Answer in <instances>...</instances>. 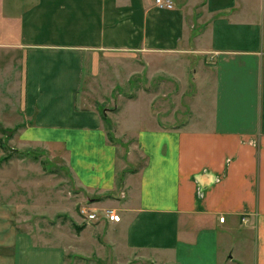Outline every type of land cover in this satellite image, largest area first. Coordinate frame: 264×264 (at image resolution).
Masks as SVG:
<instances>
[{"label":"crops","instance_id":"1","mask_svg":"<svg viewBox=\"0 0 264 264\" xmlns=\"http://www.w3.org/2000/svg\"><path fill=\"white\" fill-rule=\"evenodd\" d=\"M169 1L0 0V132L12 151L60 153L79 193L116 205L120 220L97 225L114 252L264 264V0ZM112 51L139 58L143 86L120 102L144 103L134 128L123 106L82 97ZM126 146L139 168L125 169ZM4 156L0 264H66V248L20 231L19 160Z\"/></svg>","mask_w":264,"mask_h":264},{"label":"rangeland","instance_id":"2","mask_svg":"<svg viewBox=\"0 0 264 264\" xmlns=\"http://www.w3.org/2000/svg\"><path fill=\"white\" fill-rule=\"evenodd\" d=\"M138 60V57L127 52L100 53L94 73L84 78L81 87V90L85 91L82 93V97L86 99L85 104L95 105L100 113L105 114L123 106L120 121L134 128L137 117H144L147 113L144 103L140 101L133 105H121L120 102L122 96L143 86L138 73ZM177 72L180 73V69ZM134 73H138V76ZM114 127L113 122L105 120V128L113 141ZM11 137L10 132H0V155L2 157L12 154L13 160H19V164L13 166L10 172H13L14 178L20 183L16 188H19L18 200L21 210L16 219L19 220L22 233L28 232L38 244L51 239L52 243L66 248V264H158L141 252H114L104 238L106 226L97 227L103 220L86 222L83 219L80 212L82 207H117L113 204L95 203L97 198L79 193L60 153L54 154L35 148V152L23 153L20 156L19 151L11 150L14 145L8 144ZM114 142H117V139ZM129 158L132 163H129ZM123 159L126 163L125 169L129 170L139 168L144 161V157L135 148L132 150L127 146L124 148ZM11 181L12 179L5 181L7 187L11 186ZM80 226L81 229L78 228ZM86 227L88 228L83 230V234H80Z\"/></svg>","mask_w":264,"mask_h":264},{"label":"built area","instance_id":"3","mask_svg":"<svg viewBox=\"0 0 264 264\" xmlns=\"http://www.w3.org/2000/svg\"><path fill=\"white\" fill-rule=\"evenodd\" d=\"M155 2L159 7H166V8L172 7V3L169 0H155ZM215 181H219V177H216ZM199 194L201 195V193ZM119 196L123 197L124 191H120ZM80 212L82 213V217L86 222H93L99 219H102L104 221H113V222H117L120 220L119 211L115 207H103L100 209H96L95 207L92 208L82 207L80 209ZM220 220L223 221V218H220Z\"/></svg>","mask_w":264,"mask_h":264},{"label":"trees","instance_id":"4","mask_svg":"<svg viewBox=\"0 0 264 264\" xmlns=\"http://www.w3.org/2000/svg\"><path fill=\"white\" fill-rule=\"evenodd\" d=\"M106 120V119H105ZM14 152V151H13ZM30 152H32V151H29V153ZM19 153V155L21 156V155H23V153L25 154V153H28V152H22V151H19L18 152ZM12 156V154L10 155V154H7V155H5L4 157H3V160H6V159H8L9 157H11ZM34 157H36L35 155H34ZM78 228H82L81 226L80 227H78Z\"/></svg>","mask_w":264,"mask_h":264}]
</instances>
